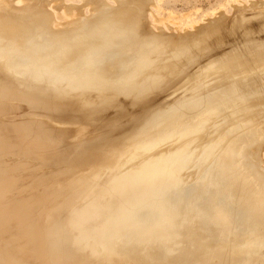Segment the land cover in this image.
Returning a JSON list of instances; mask_svg holds the SVG:
<instances>
[{"label":"rangeland","instance_id":"rangeland-1","mask_svg":"<svg viewBox=\"0 0 264 264\" xmlns=\"http://www.w3.org/2000/svg\"><path fill=\"white\" fill-rule=\"evenodd\" d=\"M121 8L113 33L155 38L142 72L102 89L95 72L65 79L74 59L55 51ZM0 16V75L25 82L9 61L25 53L53 103L88 102L80 120L33 102V86L0 97V264H264V0H0Z\"/></svg>","mask_w":264,"mask_h":264},{"label":"bare ground","instance_id":"bare-ground-1","mask_svg":"<svg viewBox=\"0 0 264 264\" xmlns=\"http://www.w3.org/2000/svg\"><path fill=\"white\" fill-rule=\"evenodd\" d=\"M135 1V0H134ZM31 3V2H30ZM125 7V6H124ZM132 9H123V8H121L120 10H119V12L117 13V14H115V15H113L112 14V12L111 11H108L107 13L106 12H103V11H105V10H103V11H101L102 12V14L103 15H113L114 17H111V19H109V17L108 18H106V19H109V20H107V22H105V24L104 25H101V26H98V25H96V24H92L91 26H90V28H92V33L88 36V37H79L80 39L78 40V39H75V40H66L65 41V44H67V45H70V47L69 48H66V49H60V50H58L57 52L55 51V55H54V57H57V58H64V59H69V58H71L70 60H72V58L74 59V61L72 62V66L70 67V70L68 71V73H67V75L65 76V79H68V78H70V79H72V78H74V77H76V76H79V75H82V74H88V73H93V72H95L94 73V75L91 77V78H93L92 80H89V84H95V83H98L99 84V88H104V87H101L100 85H106L105 86V88L108 86L107 84H112V83H115V84H119L120 82H124L127 78V76H133L134 74L133 73H135L136 71H137V68H140L141 69V66L140 65H142L143 64V62H144V64H146V61H147V59L148 58H146V55H145V51H144V53L143 52H141V50L143 51L144 50V48H146V47H149V44H151V43H153L154 42V40H155V38H150V39H146V40H144V39H142V40H135V34L134 35H132L133 33H135V32H133V31H135L134 29H130V30H128V31H124V32H122V31H120V32H118V33H113V29H115L116 27H119V25H120V23H119V25L118 26H116L115 28H114V24H117L121 19H119V18H123L124 19V16L123 15H125V14H127L128 12H130ZM101 14V15H102ZM100 15V17H102ZM1 17V20H0V31L1 32H3L4 34H6L7 32H10V31H8V30H11L12 29V27H11V25L9 24V26H7V22H5L4 21V19H3V17L2 16H0ZM41 17V16H40ZM99 17V18H100ZM111 20H112V22H111ZM46 22V21H45ZM84 23V22H83ZM2 24V25H1ZM59 24V23H58ZM122 24V23H121ZM17 25H19V24H17ZM65 26V25H64ZM142 26V25H141ZM4 27L6 28L5 30H4ZM18 27H22V28H25V24H23V23H20V26H18ZM121 27V26H120ZM1 28H3V29H1ZM68 29V28H67ZM119 29V28H118ZM12 31V30H11ZM98 32H103V33H105V39L103 38V40L101 39V43H99V44H94V43H97L99 40H96V39H94L92 36L95 34V33H97L98 34ZM21 33L23 34L22 36H24L25 37V35H24V31H21ZM95 36V35H94ZM3 38H4V40L7 38L6 36H2ZM97 37V36H96ZM32 41H35V42H37V41H40V40H42L41 38H39V37H36V38H30ZM157 39V38H156ZM104 41V42H103ZM137 42V43H136ZM9 43H11V42H9ZM34 43V42H33ZM47 43H45V45L44 46H42L41 48L42 49H44V48H47L49 45L47 44ZM79 44H81V45H89V46H87L88 48L86 49L87 51H85V53H86V55L84 56V58L87 60L86 61V65L88 66V69L85 71L84 69H83V67L81 66V65H79L78 64V62L75 60V54L77 53V52H79L78 50H75L74 51V47L75 46H77V45H79ZM58 48V47H57ZM150 50V49H149ZM150 54V53H149ZM36 55V54H35ZM153 55V54H152ZM17 56V58L19 59V60H16V59H14L13 57H11L10 59H9V61L13 64V63H15L16 61H18V63H19V65H14L13 64V69H15L14 71L17 73V74H19L22 78L21 79H23V81H25V82H23V83H21L19 80L18 81H10V80H12V78H13V76H12V78H10V79H8V78H4V76L1 74L0 75V97H6V98H3V99H9V100H13L12 98H15V97H21L20 95H19V91L20 90H26V92L27 91H30L29 90V87H34L35 89H33V90H36V92H34V93H32L33 95H34V99H33V102H34V100H35V98L36 99H38V104H39V99L41 100V102L42 103H44L43 105H45V106H48L49 104L48 103H50V106L52 107H49L50 109H53V108H60L61 110V112L65 109V112L67 111V108L68 109H75L76 110V107H77V110L76 111H74V110H72V112H69V113H71L72 114V116L74 117V116H76L77 118H80V120H83V113L85 112L84 110H83V108H82V106L83 105H87L88 104V102H85V101H82V104L80 103L79 104V102H78V104H76V103H74V105H68V101L67 102H65V103H67V105L64 103H61L60 104V100L59 101H54L55 103H53V101L50 99V98H48V96L46 97L45 95H46V93H47V91H49L48 93H50V94H55V92L57 91V89H49V90H47V91H45L44 89H47V88H49V87H44V83L42 82V80H40V81H33L32 79H30V80H28L27 78L28 77H26L24 74L25 73H27V66L30 64V63H32V62H30L29 61V57L25 54V53H20V54H17L16 55ZM40 56H43V55H40ZM51 55H49V57H50ZM150 56H151V54H150ZM150 56H149V58H150ZM35 58L37 59V60H39V58L37 57V55L35 56ZM67 62H69V61H67ZM17 63V62H16ZM150 64V63H149ZM148 64V65H149ZM152 64V63H151ZM40 65V64H39ZM47 66L48 65H45V64H42V71H45L46 69H47ZM37 67H39V66H37ZM147 67V66H146ZM1 68V67H0ZM128 68H130L129 70H128ZM144 68H145V66H144ZM37 69H40V68H37ZM29 70H30V68H29ZM33 70V69H32ZM94 70H96V71H94ZM97 70H99V72L97 71ZM142 70L143 69H141V70H139V72L141 73L142 72ZM38 72H39V70H38ZM138 72V71H137ZM8 73V72H7ZM11 73V72H10ZM15 73V74H16ZM36 73V72H35ZM45 73V72H44ZM4 74V73H3ZM136 74V73H135ZM138 74V73H137ZM57 75V74H56ZM55 75V76H56ZM64 75V74H63ZM8 76H10V75H8ZM90 76V75H89ZM116 76V77H115ZM25 77V78H24ZM54 78H56V79H58L57 77H54ZM80 78V77H79ZM7 79V80H6ZM129 79V78H128ZM128 79L126 80V81H128ZM132 79V78H131ZM9 80V81H8ZM120 81V82H119ZM24 83H28V85L26 86ZM47 83V82H46ZM51 83V82H50ZM54 83H55V81H54ZM53 83V84H54ZM78 84H80V83H76L75 85H78ZM230 84V83H229ZM255 84V83H254ZM55 85V84H54ZM57 85V84H56ZM223 85V84H222ZM231 85V84H230ZM78 88L80 87L79 85L77 86ZM222 87V86H221ZM230 88H231V86H229ZM22 88V89H21ZM87 88V87H86ZM42 89H43V91H42ZM76 89V88H75ZM218 89H219V87H218ZM215 90V89H214ZM222 91V90H221ZM18 92V93H17ZM23 92V91H22ZM58 92V91H57ZM56 92V93H57ZM151 92H153V91H151ZM222 92H226V91H222ZM25 92H23V94H24ZM27 93H29V92H27ZM147 93V92H146ZM231 93V92H230ZM21 94V93H20ZM31 94V92L29 93V95ZM28 95V94H27ZM29 95H28V97H29ZM36 95V96H35ZM48 95V94H47ZM148 95H150L149 93H148ZM32 95H30V97H29V99L30 98H32L31 97ZM38 96H40V97H38ZM52 96V95H51ZM64 96V95H63ZM227 96V95H226ZM17 97V98H18ZM50 97V96H49ZM57 97H58V95H57ZM152 97V96H151ZM17 98H16V100H17ZM25 98H27V97H25ZM60 98V97H59ZM65 97H63V99H64ZM20 100H23V96H22V99H20ZM26 100V99H25ZM24 100V101H25ZM53 100H58V99H53ZM29 101V100H28ZM32 100H30V102H31ZM7 102V101H6ZM6 102H5V104H6ZM48 102V103H47ZM46 103L48 104V105H46ZM70 103V102H69ZM86 103V104H85ZM1 104V103H0ZM3 104V103H2ZM32 104V103H31ZM234 104V103H233ZM8 105V104H7ZM11 105V104H10ZM14 105V104H13ZM80 105H82V106H80ZM3 106V105H2ZM9 106V105H8ZM7 106V107H8ZM45 106H43V107H45ZM232 106V105H231ZM41 107V106H40ZM116 107V106H115ZM228 107V106H227ZM34 108V107H33ZM80 109V111H79V109ZM121 108V107H120ZM9 109V108H8ZM45 109H47V108H45ZM85 109V108H84ZM245 109V108H244ZM49 110V109H48ZM111 110V109H110ZM44 111H46V110H44ZM71 111V110H70ZM77 112L76 113V115L75 114H73L74 112ZM49 112V111H48ZM60 112V113H61ZM64 111L60 114V113H58V112H56V113H58V116L59 115H64V113H65ZM113 112V111H112ZM10 113V112H9ZM53 113V112H52ZM55 113V112H54ZM53 113V114H54ZM68 113V114H69ZM67 114V113H66ZM70 114V115H71ZM233 114V113H232ZM52 115V114H51ZM50 115V116H51ZM56 115V114H55ZM69 115V116H70ZM187 115V114H186ZM1 116V115H0ZM8 116V115H7ZM69 116H67V117H69ZM72 116H70V117H72ZM183 116H185V115H182V118H183ZM4 117V116H3ZM9 117V116H8ZM11 117H13V116H11ZM66 117V116H65ZM229 117V116H228ZM10 118V117H9ZM8 118V120H11V119H9ZM35 118H37V117H35ZM52 117H50L49 119H51ZM54 118V117H53ZM56 118V117H55ZM55 118H54V120H55ZM58 118V117H57ZM61 118V117H60ZM75 118V117H74ZM7 119V118H6ZM13 119V118H12ZM66 119V118H65ZM69 119V118H68ZM244 120H246V118H243ZM242 119V120H243ZM14 120V119H13ZM53 120V119H52ZM60 120V119H59ZM104 121H105V119H103ZM51 121V120H50ZM56 121V120H55ZM58 121V120H57ZM246 121H248V120H246ZM6 122V121H5ZM8 122V121H7ZM127 122V121H126ZM125 122V123H126ZM16 123V122H15ZM53 123V122H52ZM58 123V122H57ZM80 123V122H79ZM104 123V122H103ZM112 123V122H111ZM119 123V122H118ZM226 123V122H225ZM2 124V123H1ZM59 124H60V122H59ZM62 124V123H61ZM74 124H78V123H74ZM200 124V123H199ZM227 124H230V123H227ZM246 124H247V122H246ZM65 125V124H64ZM81 125V124H80ZM87 125V124H86ZM111 125V124H110ZM119 125V124H118ZM51 126V125H50ZM53 126V125H52ZM96 126V125H95ZM94 126V127H95ZM109 126V125H108ZM107 126V127H108ZM183 126V125H182ZM195 126V125H194ZM201 126V125H200ZM229 126L230 125H228V126H226L225 128H227V130L229 129ZM32 127V126H31ZM181 127V126H180ZM13 128V127H12ZM84 128V127H83ZM88 128H89V126H88ZM91 128H93V127H91ZM90 128V129H91ZM51 129V128H50ZM85 129V128H84ZM96 129V128H95ZM110 129V128H109ZM170 129H172V128H170ZM223 129V128H222ZM238 129V128H237ZM66 130H69L68 128L66 129ZM72 130V129H71ZM87 130V129H86ZM94 130V129H93ZM97 130V129H96ZM100 130H101V128H100ZM219 130H221V129H219ZM218 130V131H219ZM224 130V129H223ZM223 130H221L220 131V133H219V135L218 136H220V134H226L225 133V131H226V129L223 131ZM230 130H232V129H230ZM11 131V130H10ZM14 131V130H13ZM63 131H65V130H63ZM75 131V130H74ZM83 131V130H82ZM217 130H216V132H218ZM87 132V131H86ZM100 132V131H99ZM221 132H223V133H221ZM63 133V132H62ZM81 133V132H80ZM85 133V132H84ZM104 133V132H103ZM228 133H229V130H228ZM74 134V133H73ZM198 134V133H197ZM175 135V134H174ZM200 135V134H199ZM199 135H197L196 137H198ZM14 136V135H13ZM85 136V135H84ZM84 136H82V137H84ZM101 136H103V135H101ZM106 136V135H105ZM109 136V135H108ZM221 136H224V135H221ZM100 137V136H99ZM69 138V137H68ZM75 138V137H74ZM163 138V137H162ZM200 138V137H199ZM12 139V138H11ZM30 139V138H29ZM81 139V138H80ZM79 139V140H80ZM82 139H84V138H82ZM88 139V138H87ZM196 139H198V138H196ZM219 139H221V137H219ZM226 139V138H225ZM234 139V138H233ZM28 140V139H27ZM77 140V139H76ZM90 140V139H89ZM91 140H93V139H91ZM97 140V139H96ZM100 140H102L101 138H99V141ZM235 140V139H234ZM73 141V140H72ZM71 141V142H72ZM104 141V140H103ZM197 141H199V139L197 140ZM77 142V141H76ZM105 142V141H104ZM153 142V141H152ZM194 142V141H193ZM195 142H196V140H195ZM217 142H219V140L217 141ZM78 143V142H77ZM88 143V142H87ZM191 141H190V143L188 144V146H186V145H184V146H186L187 148H190V149H187V150H189V151H193V150H195V151H197V150H199V149H195V147H197L196 145L194 146V148H192L191 149V147H189V146H192V145H194V143H192V145H191ZM72 144V143H71ZM70 144V145H71ZM76 144V143H75ZM187 144V143H186ZM197 144V143H196ZM18 146H20V145H18ZM126 146V145H125ZM124 146V147H125ZM215 146L216 145H214V148H215ZM62 147V146H61ZM60 147V148H61ZM128 147V146H127ZM193 147V146H192ZM200 147V149H202V147L201 146H199V144H198V148ZM212 148H213V146H211ZM217 147V146H216ZM39 148V147H38ZM62 149V148H61ZM66 149H67V147H66ZM68 149H69V146H68ZM79 149V148H78ZM131 149H137L135 146H130L129 148H127L126 150H131ZM180 149H182V148H180ZM229 149V148H228ZM15 150V149H14ZM17 150V149H16ZM26 150V149H25ZM50 150V149H49ZM57 150V149H56ZM184 151L186 150V148L185 149H183ZM210 150V149H209ZM9 151V150H8ZM12 151V150H11ZM64 151H65V149H64ZM146 150H144V152H145ZM183 151V152H184ZM188 151V153H191V152H189ZM195 151H193V153H191V154H193L194 156H192L191 154H189V155H191L190 157H193L192 159H194V157H195V155H197L198 154V158H200V156H201V153H202V151H200L199 150V152H201L200 153V155H199V153H197V152H195ZM213 151V150H212ZM217 151V150H216ZM219 151V150H218ZM231 151V150H230ZM30 152V151H29ZM52 152V151H51ZM62 152V151H61ZM43 153V152H42ZM53 153V152H52ZM92 153V152H91ZM178 153V152H177ZM181 153V152H180ZM186 151L184 152V155H183V157H182V155H181V157L183 158V160L185 161V160H187L185 157H186V155L185 154H188ZM196 153V154H195ZM207 153H208V151H207ZM216 153V152H215ZM228 153V152H227ZM32 154V153H31ZM174 154V153H173ZM217 154V153H216ZM42 155V154H41ZM92 155V154H91ZM115 155V154H114ZM117 155V154H116ZM189 155H187V156H189ZM214 155V154H213ZM26 157V156H25ZM31 157V156H30ZM30 157H28V158H30ZM44 157V156H43ZM50 157V156H49ZM57 157V156H56ZM133 157H135V156H133ZM178 157V156H177ZM176 157V159H178ZM180 157V158H181ZM190 157H187V158H190ZM197 157V156H196ZM202 157V156H201ZM216 157V156H215ZM37 158V157H36ZM53 158V157H52ZM174 158V157H173ZM180 158H179V160H180ZM181 158V159H182ZM130 159V158H129ZM121 160V159H120ZM126 160H128V159H125L123 162H120V166H122L123 164H125L126 162ZM171 160V159H170ZM174 160V159H173ZM183 160H180V161H182L183 162ZM208 160H210V159H208ZM5 161V160H4ZM6 161H8V160H6ZM117 161V160H116ZM175 161V160H174ZM198 161H199V159H198ZM9 162V161H8ZM11 162H13L12 160H11ZM10 162V163H11ZM21 162V161H20ZM34 162V161H33ZM172 162V161H171ZM1 163V162H0ZM6 163V162H5ZM25 164H26V162H24ZM23 163V164H24ZM94 163V162H93ZM117 163V162H116ZM115 163V164H116ZM9 164V163H8ZM21 165H22V163H20ZM34 164V163H33ZM78 164V163H77ZM186 164V163H185ZM17 165V164H16ZM15 165V166H16ZM20 165V166H21ZM29 165H31V164H29ZM37 165V164H36ZM38 165H39V163H38ZM54 166V165H53ZM57 166V165H56ZM9 167V166H8ZM42 167H44V166H42ZM46 167V166H45ZM59 167H61V166H59ZM66 167H67V165H66ZM66 167H64V168H66ZM76 167V166H75ZM117 167V166H116ZM115 167V171L113 172L115 175L116 174H118V175H120L119 173H120V168H116ZM118 167H119V165H118ZM18 168H20V167H18ZM85 168V167H84ZM109 168V167H108ZM44 169V168H43ZM54 169H55V166H54ZM57 169V168H56ZM18 170H20V169H18ZM22 170V169H21ZM41 170V169H40ZM59 170V169H58ZM60 170H62V169H60ZM84 170V169H83ZM86 170V169H85ZM84 170V171H85ZM89 170H90V168H89ZM200 170V169H199ZM206 170V169H205ZM16 171H17V169H16ZM15 171V172H16ZM37 171V170H36ZM51 171H52V168H51ZM84 171H82V173L84 172ZM209 171V170H208ZM52 172H54V171H52ZM64 172V171H63ZM79 172V171H78ZM122 172V171H121ZM29 173V172H28ZM32 173H33V169H32ZM39 173V172H38ZM50 173V172H49ZM55 173V172H54ZM66 173V172H65ZM85 173V172H84ZM27 174V173H26ZM63 174V173H62ZM86 174V173H85ZM122 174V173H121ZM31 175V174H30ZM34 175V174H33ZM43 175V174H42ZM78 175V174H77ZM113 176V175H112ZM16 177H18V176H16ZM26 177V176H25ZM25 177H24V179H25ZM55 177H57V176H55ZM114 177V176H113ZM9 178H10V176H9ZM12 178V177H11ZM28 178V177H27ZM36 178V177H35ZM53 178V177H52ZM51 178V179H52ZM58 178V177H57ZM8 179V178H7ZM6 179V180H7ZM14 179V178H13ZM71 179V178H70ZM112 179V178H111ZM15 180H17V179H15ZM33 180V179H32ZM41 180V179H40ZM49 180V179H48ZM55 180V179H54ZM88 180V179H87ZM21 181V180H20ZM23 181V180H22ZM35 181V180H34ZM50 181V180H49ZM78 181V180H77ZM80 181V180H79ZM84 181V180H83ZM17 182V181H16ZM25 182V181H24ZM13 183V182H12ZM27 183V182H26ZM37 183V182H36ZM75 183H76V181H75ZM82 182H80V184H81ZM87 183H89L88 181H87ZM15 184V183H14ZM64 184V183H63ZM62 184V185H63ZM20 185H22V184H20ZM27 185H28V183H27ZM37 185V184H36ZM56 185H57V183H56ZM55 185V186H56ZM89 185V184H88ZM94 185V184H93ZM100 185V184H99ZM261 185V184H260ZM37 186H39V185H37ZM43 186V185H42ZM82 186V185H81ZM84 186V185H83ZM92 186V185H91ZM13 187V186H12ZM11 187V188H12ZM16 187V186H15ZM36 187V186H35ZM53 187H54V185H53ZM58 187V186H57ZM78 187V186H77ZM21 188H24V187H21ZM33 188H34V186H33ZM55 188V187H54ZM80 188H82V187H80ZM261 188V187H260ZM49 189V188H48ZM57 189H59V188H57ZM70 189V188H69ZM74 189V188H73ZM9 190V189H8ZM17 190V189H16ZM50 190V189H49ZM54 190V189H53ZM75 190V189H74ZM77 190V189H76ZM18 191H21V190H18ZM30 191V190H29ZM47 191V190H46ZM62 191V190H61ZM64 191V190H63ZM66 191V190H65ZM26 192V191H25ZM14 193H15V190H14ZM23 193V192H22ZM77 193H78V191H77ZM39 194V193H38ZM58 194V193H57ZM63 194V193H62ZM67 193H64V195H66ZM72 194V193H71ZM12 195V194H11ZM40 195V194H39ZM16 196H17V193H16ZM22 196V195H21ZM38 196V195H37ZM70 196V195H69ZM18 197H20V196H18ZM61 197V196H60ZM36 198V197H35ZM42 198V197H41ZM45 198V197H44ZM29 199H31V198H29ZM46 199V198H45ZM63 199H65V198H63ZM14 200V199H13ZM52 200V199H51ZM26 201H28V200H26ZM233 201H235V200H233ZM43 202V201H42ZM45 202V201H44ZM237 202V201H236ZM242 202V201H241ZM251 202H253V200L251 201ZM47 203V202H46ZM49 203V202H48ZM238 203V202H237ZM243 205V204H242ZM262 205V204H261ZM27 206V205H26ZM32 206V205H31ZM48 206V205H47ZM46 207V206H45ZM259 208H261V207H259ZM40 211V210H39ZM262 211H263V209H262ZM261 211V212H262ZM41 212V211H40ZM36 213H38V212H36ZM36 213H33V214H36ZM41 214V213H40ZM262 214V213H261ZM33 217H34V215H33ZM257 219H258V217H257ZM33 220H35L34 218H33ZM262 219H260V221H261ZM32 221V220H31ZM259 221V223H261ZM9 222V221H8ZM254 222V221H253ZM255 222H257L256 220H255ZM29 223V222H28ZM32 223V222H31ZM33 224V223H32ZM258 224V223H257ZM21 225H22V223H21ZM26 225V224H25ZM31 225V224H30ZM260 226V225H259ZM18 228H20V226H18ZM22 229V228H21ZM31 229H33L32 228V226H31ZM263 229V228H262ZM24 230V229H23ZM23 232V231H22ZM27 232H29V231H27ZM257 232V231H256ZM26 234V233H25ZM29 234V233H28ZM31 234V233H30ZM29 234V235H30ZM41 234V233H40ZM16 235V234H15ZM22 235V234H21ZM23 236V235H22ZM21 236V237H22ZM27 238V237H26ZM22 240V239H21ZM12 241H14V240H12ZM264 241V240H263ZM18 242V241H17ZM15 245V244H14ZM228 246V245H227ZM218 247V246H217ZM255 250V249H254ZM257 251V250H256ZM22 253V252H21ZM21 257V256H20ZM46 261V260H45Z\"/></svg>","mask_w":264,"mask_h":264}]
</instances>
